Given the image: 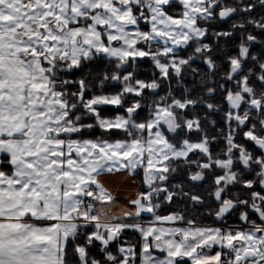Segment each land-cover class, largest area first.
Listing matches in <instances>:
<instances>
[{"label":"snow or ice","instance_id":"6c2138e0","mask_svg":"<svg viewBox=\"0 0 264 264\" xmlns=\"http://www.w3.org/2000/svg\"><path fill=\"white\" fill-rule=\"evenodd\" d=\"M0 264H264V0H0Z\"/></svg>","mask_w":264,"mask_h":264},{"label":"trees","instance_id":"16d2710c","mask_svg":"<svg viewBox=\"0 0 264 264\" xmlns=\"http://www.w3.org/2000/svg\"><path fill=\"white\" fill-rule=\"evenodd\" d=\"M225 27H227V25H225ZM253 51L255 52H259V46H256L254 47ZM182 54H185V53H182ZM104 65L103 63H98L96 65L97 68H102ZM141 67L143 69H148L150 68V62H147L145 61L144 63L141 64ZM149 74L147 72L143 73L142 74V77L141 78H146ZM186 83H188L189 87L191 86L190 85V78H187L186 79ZM167 87V85H165V88ZM172 87L174 89H177V91L175 92V94L177 96H179V92H180V89H179V86L176 84V81L173 80L172 81ZM161 94H163V92H161ZM201 113H203V110L201 109L200 110ZM106 114H114L113 110L111 108H108L106 109ZM146 113H142L141 115H145ZM215 119L218 120L219 124H222V121H220V118H219V115L217 114L215 117H213ZM218 124V126H219ZM85 135H88L87 133ZM93 136H96V135H99V131H96L94 133H92ZM113 138H123V134L122 133H115ZM222 146V142L220 144H214L213 145V150L215 149H218L219 150V147ZM139 189L143 190L144 189V186L141 184V186L139 187ZM178 200V205H181L183 207H181V210H183V208H185L186 206L190 205V202L187 200V199H177ZM192 207V205H191ZM210 210V209H209ZM192 211H194L192 213V216L191 217H188L186 216V219H190V218H195L196 219V222H208V223H212L215 221V218L214 216L212 215H208L207 212L205 213L204 216L201 215V206L199 207L198 210H194L192 208ZM211 211V210H210ZM170 212V205H162V208L159 210V214L160 215H167L168 213ZM204 213V212H203ZM139 219H145V220H150L151 219V216L148 215V216H142V218H139ZM131 220V219H129ZM139 233L135 232L134 230H131V229H128L126 230L123 234H122V239L123 240H126L128 241L129 243L131 244H138V241H139ZM113 248H115V244L112 245ZM95 252V250H93Z\"/></svg>","mask_w":264,"mask_h":264},{"label":"rangeland","instance_id":"374dc122","mask_svg":"<svg viewBox=\"0 0 264 264\" xmlns=\"http://www.w3.org/2000/svg\"><path fill=\"white\" fill-rule=\"evenodd\" d=\"M121 174L114 177L104 175L98 178L99 182L115 198L116 203L114 205L106 206L114 215H121L125 210H132L129 201L136 197L137 192L142 191L139 189L140 180L136 176L129 177L127 173Z\"/></svg>","mask_w":264,"mask_h":264},{"label":"flooded vegetation","instance_id":"af4514ba","mask_svg":"<svg viewBox=\"0 0 264 264\" xmlns=\"http://www.w3.org/2000/svg\"><path fill=\"white\" fill-rule=\"evenodd\" d=\"M214 151H218V149H215ZM135 176L140 180V186H141V184H142V180H143V173H142V170L139 171V174H138V175H135ZM182 181L184 182V190H185V191H189V189H190L191 186H190V184L186 181V172L178 173V174L175 176L174 180H173L174 183H180V182H182ZM210 181H211V176L208 177V181L205 182V184H202L200 187L195 188V189H194V192H195L196 194H203V192H204V188L207 187V185H208V183H210ZM142 185H143V184H142ZM140 186H139V187H140ZM205 198H206V204H205L204 206H201V215H202V216H204L206 212H208V211H210V210H213V209L216 207V205H215L213 202H211L207 197H205ZM181 207H183V206L178 205V200L176 199V200H174V202L170 205V212L184 211L186 216H188V217H191V216H192V213H193L194 211H192L191 203H190V205L187 206V210H186V207L183 208V210H181ZM209 209H210V210H209ZM170 212H169V213H170ZM203 212H204V213H203ZM253 218L255 219V217H253ZM227 223H228V224H235V223H237V222L235 221L234 218H231V217H230V218L228 219ZM196 224L199 225V226H211V227L222 226V225L220 224V222H218V221H216V220H215L214 222H212V223H208V222H196ZM181 226H187V225H186V224H183V225H181ZM216 250H218V249H213V250L211 251V254H214V252H215Z\"/></svg>","mask_w":264,"mask_h":264},{"label":"crops","instance_id":"0c3cea01","mask_svg":"<svg viewBox=\"0 0 264 264\" xmlns=\"http://www.w3.org/2000/svg\"><path fill=\"white\" fill-rule=\"evenodd\" d=\"M126 173V172H125ZM118 175V174H117ZM117 175H114V176H117ZM121 175H124V173H122ZM108 176V175H107ZM109 176H111V175H109ZM113 175H112V177H114Z\"/></svg>","mask_w":264,"mask_h":264},{"label":"water","instance_id":"95a60500","mask_svg":"<svg viewBox=\"0 0 264 264\" xmlns=\"http://www.w3.org/2000/svg\"><path fill=\"white\" fill-rule=\"evenodd\" d=\"M149 214H147V213H145V214H143L142 216H148Z\"/></svg>","mask_w":264,"mask_h":264},{"label":"built area","instance_id":"2783aa9c","mask_svg":"<svg viewBox=\"0 0 264 264\" xmlns=\"http://www.w3.org/2000/svg\"><path fill=\"white\" fill-rule=\"evenodd\" d=\"M141 223H144V222H141Z\"/></svg>","mask_w":264,"mask_h":264}]
</instances>
